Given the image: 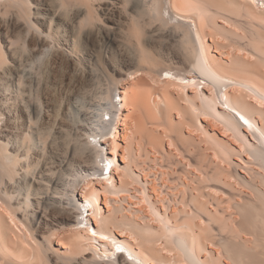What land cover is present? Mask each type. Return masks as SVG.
Returning a JSON list of instances; mask_svg holds the SVG:
<instances>
[{"label": "bare ground", "instance_id": "6f19581e", "mask_svg": "<svg viewBox=\"0 0 264 264\" xmlns=\"http://www.w3.org/2000/svg\"><path fill=\"white\" fill-rule=\"evenodd\" d=\"M0 264H264V0H0Z\"/></svg>", "mask_w": 264, "mask_h": 264}, {"label": "rangeland", "instance_id": "374dc122", "mask_svg": "<svg viewBox=\"0 0 264 264\" xmlns=\"http://www.w3.org/2000/svg\"><path fill=\"white\" fill-rule=\"evenodd\" d=\"M100 46H103V41H99V37H97V40L96 41H94L92 44H91V48H93V50H98V49H100ZM96 47V48H95ZM66 64H68V60L66 59V58H63L62 59V68L61 69H59V71L57 72V76L58 77H61L62 76V74H63V71H65L64 69H66ZM107 117V116H106Z\"/></svg>", "mask_w": 264, "mask_h": 264}, {"label": "snow or ice", "instance_id": "6c2138e0", "mask_svg": "<svg viewBox=\"0 0 264 264\" xmlns=\"http://www.w3.org/2000/svg\"><path fill=\"white\" fill-rule=\"evenodd\" d=\"M93 235H95V233H93ZM102 239L107 240L108 238H107V237H102ZM116 251H117V252H122V249L119 248V247H117Z\"/></svg>", "mask_w": 264, "mask_h": 264}]
</instances>
